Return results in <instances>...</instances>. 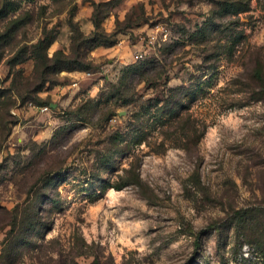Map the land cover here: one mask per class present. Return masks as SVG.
<instances>
[{
    "label": "rangeland",
    "instance_id": "374dc122",
    "mask_svg": "<svg viewBox=\"0 0 264 264\" xmlns=\"http://www.w3.org/2000/svg\"><path fill=\"white\" fill-rule=\"evenodd\" d=\"M262 81L264 0H0V264H264Z\"/></svg>",
    "mask_w": 264,
    "mask_h": 264
},
{
    "label": "trees",
    "instance_id": "16d2710c",
    "mask_svg": "<svg viewBox=\"0 0 264 264\" xmlns=\"http://www.w3.org/2000/svg\"><path fill=\"white\" fill-rule=\"evenodd\" d=\"M94 23L96 29L99 30L100 28L99 19H94ZM77 39H83V37L80 36L78 33V37H76V40ZM90 41L93 43L94 46L96 43H98V39H91ZM51 44L52 41H48V39L40 40L37 44L34 45V50L32 52V55L36 62V69L39 72V77L41 81H44L46 83L47 81H49L47 77L49 74H58L64 70L67 71L80 70V71L90 72L96 69L93 62L86 61V58H84V54L81 53L83 47L81 49L78 47L77 49L73 50V53L71 55L68 54L66 55L64 52L59 51L53 57H49L46 51L49 49ZM133 72H134L133 74H136V76H138L139 78H143L145 77L146 70L138 69V70H134ZM256 76L262 77L260 72H258ZM260 93L264 96V81H262ZM238 215L240 216L239 217L240 221L243 222L239 224L238 229L242 231L244 236L248 237L247 235L248 231L251 229L252 225L255 226L256 223L255 224L250 223L248 225V223L244 221L245 218L248 216L247 211L244 209L239 210ZM37 228H38V224L36 221H34L33 218L31 220V226H29V231L31 232V234L34 235V233H36L37 231Z\"/></svg>",
    "mask_w": 264,
    "mask_h": 264
},
{
    "label": "water",
    "instance_id": "95a60500",
    "mask_svg": "<svg viewBox=\"0 0 264 264\" xmlns=\"http://www.w3.org/2000/svg\"><path fill=\"white\" fill-rule=\"evenodd\" d=\"M54 107V106H53Z\"/></svg>",
    "mask_w": 264,
    "mask_h": 264
}]
</instances>
